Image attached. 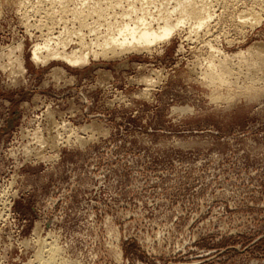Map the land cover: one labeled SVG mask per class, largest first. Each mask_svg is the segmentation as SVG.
<instances>
[{
    "label": "rangeland",
    "instance_id": "1",
    "mask_svg": "<svg viewBox=\"0 0 264 264\" xmlns=\"http://www.w3.org/2000/svg\"><path fill=\"white\" fill-rule=\"evenodd\" d=\"M61 1L0 0V264L52 246L55 264H264V0H198V34L188 19L150 50L37 65L51 29L70 51L132 4L175 3Z\"/></svg>",
    "mask_w": 264,
    "mask_h": 264
},
{
    "label": "bare ground",
    "instance_id": "2",
    "mask_svg": "<svg viewBox=\"0 0 264 264\" xmlns=\"http://www.w3.org/2000/svg\"><path fill=\"white\" fill-rule=\"evenodd\" d=\"M60 1V0H58ZM63 1L69 2L72 0H62ZM101 0H99L100 2ZM104 1V0H103ZM115 1V0H113ZM138 1V0H137ZM136 1V2H137ZM140 1V0H139ZM142 1V0H141ZM140 1V2H141ZM163 1V0H162ZM165 1V0H164ZM171 1V0H170ZM175 3L173 8H165V12H160L161 14H154L149 11V7L147 8H137L135 5L132 4V6H128V10H123V13L120 14V17L116 14L115 22L108 23L107 25L103 26V24L96 28L91 29L89 32L90 35H82L77 38L78 45L80 46L79 49L74 48L69 51V47L73 42V38L69 37L68 38H63L65 37V34L58 33V36L55 37L54 32L49 31L48 34L46 35V38L41 39L42 41L40 43H35L32 51V57L31 61H33L35 64L39 65H46L50 61H63L67 63L70 66L77 67L79 65H85L88 64L91 57L97 58L101 56L102 58H107V57H113L117 55H121L127 52H133V51H140V50H147L151 49L154 45L161 43V42H167L172 39V37L182 29L184 24L188 23L186 22L188 19H192L195 21V33H197V30H200L203 28V26L208 24V21L211 18L210 13L207 11V6L205 7L204 5L198 4L199 1L201 0H174ZM82 2V1H81ZM80 2V3H81ZM84 2V1H83ZM109 2V1H108ZM112 2V1H111ZM126 2V1H125ZM128 2V1H127ZM135 2V3H136ZM139 2V3H140ZM154 1H151V4ZM158 4V0H156ZM161 2V0H160ZM169 2V0H168ZM166 0V3H168ZM115 3V2H114ZM163 3V2H162ZM161 3V4H162ZM202 3V2H200ZM88 4V3H87ZM93 4V3H92ZM96 4V3H95ZM99 4V3H98ZM96 4L97 9H95L98 17L102 18L105 16L104 13V8H102V4ZM111 4V3H110ZM150 4V3H149ZM160 4V3H159ZM160 4V5H161ZM164 4V3H163ZM67 5V4H66ZM80 5V4H79ZM98 5V6H97ZM117 5V4H116ZM119 5V4H118ZM126 5V4H125ZM141 5V3H140ZM144 5V4H143ZM62 6V5H61ZM78 6V5H77ZM110 6V5H109ZM108 6V7H109ZM114 6V5H113ZM165 6H168L166 4ZM82 7V6H81ZM89 7V5H88ZM112 7V6H111ZM164 7V6H163ZM172 7V6H171ZM68 8V7H67ZM118 8V7H117ZM116 8V9H117ZM25 9V8H23ZM74 15H76L77 19L79 16L83 17L84 16V11L79 10L77 7L74 8ZM103 9V10H102ZM111 9V8H110ZM109 9V10H110ZM113 9V8H112ZM115 9V8H114ZM119 9V8H118ZM151 9V8H150ZM209 9V8H208ZM63 10V9H62ZM108 10V11H109ZM73 11V9H72ZM87 11V10H85ZM89 12V11H87ZM90 13V12H89ZM114 13V12H113ZM63 14V13H62ZM93 14V13H92ZM254 14V13H253ZM79 15V16H78ZM86 15V14H85ZM109 15V14H108ZM88 16V15H86ZM85 16V17H86ZM176 16V18H174ZM96 17V14H95ZM251 17V16H250ZM256 17V16H255ZM241 18V17H240ZM252 18V17H251ZM250 18V19H251ZM82 19V18H81ZM88 19V18H87ZM59 20V19H58ZM62 20V19H61ZM83 20V19H82ZM98 20V19H97ZM96 20V21H97ZM104 20V18H103ZM81 21V20H80ZM189 21V20H188ZM106 22V21H105ZM250 22V21H249ZM87 23V22H86ZM97 23V22H96ZM84 24V23H83ZM106 24V23H105ZM190 24V23H189ZM44 25V24H43ZM82 25V24H81ZM80 25V26H81ZM193 25V24H192ZM243 25V24H242ZM60 26V25H59ZM83 26V25H82ZM85 26V25H84ZM191 26V25H190ZM185 27V26H184ZM183 27V28H184ZM209 27V26H205ZM204 27V28H205ZM37 28V27H36ZM189 28V27H188ZM83 30V29H82ZM67 31V29H66ZM182 31V30H181ZM201 31V30H200ZM206 31V30H205ZM42 32V31H41ZM75 33V32H74ZM192 33V31H191ZM67 34V32H66ZM193 34V33H192ZM198 34V33H197ZM44 35V34H42ZM63 35V36H62ZM72 35V34H71ZM77 35V34H76ZM75 37V36H73ZM243 37V36H242ZM190 39V38H189ZM187 40V39H186ZM75 43V41H74ZM77 43V42H76ZM210 43V41H209ZM231 44V43H230ZM13 45V44H12ZM18 46L13 47L10 49L9 54H8V60L12 61L10 62V67H16L19 73H23L25 70L24 67V62L21 56H18L17 53L21 52L23 49L22 44H16ZM15 46V45H14ZM257 46V45H256ZM12 47V46H9ZM8 47V48H9ZM158 47V46H157ZM161 47V46H160ZM7 48V50H9ZM2 49V48H1ZM4 50V49H2ZM264 50V49H263ZM1 51V50H0ZM4 52V51H2ZM1 52V53H2ZM221 52V51H219ZM263 53V52H262ZM3 54V53H2ZM4 55H1V57ZM233 56V55H232ZM243 56V53H239L238 57L241 58ZM247 56V55H246ZM249 56V55H248ZM258 56V55H257ZM256 56V57H257ZM212 57V56H211ZM231 57V56H230ZM6 58V57H5ZM209 58V57H208ZM217 58V57H215ZM220 58V57H219ZM229 58V57H228ZM243 58V57H242ZM2 59V58H1ZM0 59V60H1ZM218 59V58H217ZM7 60V61H8ZM97 60V59H96ZM213 60V58H212ZM211 60V62H212ZM216 60V59H215ZM224 60V59H223ZM233 60V58H232ZM231 60V61H232ZM235 60V59H234ZM241 60V59H240ZM254 60V59H253ZM3 61V60H2ZM226 61V60H225ZM238 61V59H237ZM229 62V61H228ZM233 62V61H232ZM241 62V61H240ZM239 62V64H240ZM246 62V61H245ZM6 63V62H5ZM254 63V62H253ZM252 63V64H253ZM9 64L7 66H9ZM204 64V63H203ZM209 64V63H207ZM237 64V63H236ZM237 64V65H239ZM257 64V63H256ZM248 65V64H247ZM4 66V65H3ZM2 66V68H3ZM245 66V65H244ZM250 66V65H249ZM254 66V65H252ZM261 66V65H260ZM1 67V66H0ZM207 67V66H206ZM210 67V68H209ZM210 72L208 74V77L211 79L212 82H224L228 83V76H231L232 71L229 64L227 62H220L217 64L213 63L209 65ZM235 67V66H234ZM257 67H259L257 65ZM254 68V67H253ZM5 70V69H4ZM16 70V71H17ZM237 70V69H236ZM11 71V70H10ZM206 72V70H205ZM208 72V71H207ZM236 72V71H235ZM252 72V71H251ZM14 75V72H11L10 75ZM17 73V72H16ZM204 73V72H202ZM262 73V72H261ZM245 74V73H244ZM247 74V73H246ZM12 75V76H13ZM16 75V74H15ZM20 75V74H19ZM206 75V74H205ZM236 76V74L234 73ZM240 75V74H238ZM11 76V77H12ZM17 76V75H16ZM15 76V77H16ZM250 76V75H249ZM247 76V77H249ZM232 77V76H231ZM246 77V78H247ZM229 78V77H228ZM234 78V77H233ZM245 78V79H246ZM250 78V77H249ZM227 79V80H225ZM238 79V78H237ZM62 80V79H61ZM248 80V79H247ZM258 80V79H257ZM237 81V80H236ZM241 81V80H240ZM256 81V80H255ZM259 81V80H258ZM247 82V81H246ZM252 82V81H251ZM230 83V82H229ZM237 83V82H236ZM250 83V81H249ZM263 83V82H262ZM210 84V83H208ZM215 84V83H214ZM231 85V84H230ZM248 85V84H247ZM244 85V86H247ZM211 86V85H210ZM213 86V85H212ZM217 86V85H216ZM237 86V85H236ZM252 86V85H251ZM238 87V86H237ZM236 87V89H237ZM259 87V86H258ZM239 88V87H238ZM243 88V87H242ZM247 89V88H246ZM256 89V87H255ZM244 89H242L243 91ZM251 91V88L249 89ZM260 90V88H258ZM247 92V91H246ZM262 92V91H261ZM260 92V93H261ZM256 93V92H255ZM146 94V93H145ZM52 117V115H51ZM49 119V118H48ZM51 119V118H50ZM47 121V120H46ZM55 124V123H54ZM60 124V123H59ZM49 126V125H48ZM65 126V125H64ZM66 127V126H65ZM86 129V128H85ZM52 130V129H51ZM59 130V129H58ZM83 130V129H82ZM70 131V130H69ZM71 132V131H70ZM56 133V132H55ZM59 133V132H58ZM58 135V134H57ZM61 135V134H60ZM57 137V136H56ZM55 137V139H56ZM49 138V137H48ZM51 138V137H50ZM41 139V138H40ZM54 139V140H55ZM61 139V138H60ZM47 140V139H46ZM41 141V140H39ZM38 142V141H37ZM43 141H41L42 143ZM27 144V143H26ZM51 145V144H50ZM24 146V145H23ZM52 147V146H51ZM24 150V149H23ZM29 155V154H28ZM52 158V157H51ZM38 243V242H37ZM46 244V243H45ZM43 245V244H42ZM51 246V245H49ZM43 248V247H42ZM51 248V247H50ZM56 248L52 246L51 251L47 252L48 257H45L40 254L37 256V262L36 264H55L56 259L53 255L54 251ZM42 250V249H41ZM50 251V250H49ZM56 251H59L56 250ZM55 251V252H56ZM63 251V250H62ZM61 251V252H62ZM44 252V251H43ZM39 253V252H38ZM58 253V252H57ZM53 254V255H52ZM58 256V254H57ZM53 259H56L54 262L52 261ZM36 260V258H35ZM31 261V260H30ZM29 261V262H30ZM62 261V260H61ZM32 263V262H31ZM34 263V262H33ZM27 264V263H26ZM30 264V263H29Z\"/></svg>",
    "mask_w": 264,
    "mask_h": 264
}]
</instances>
